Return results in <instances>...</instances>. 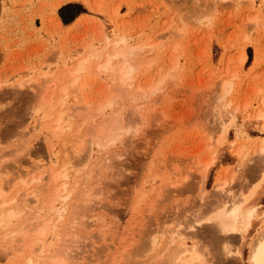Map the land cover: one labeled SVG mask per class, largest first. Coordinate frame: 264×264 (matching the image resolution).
I'll return each mask as SVG.
<instances>
[{"label": "rangeland", "instance_id": "374dc122", "mask_svg": "<svg viewBox=\"0 0 264 264\" xmlns=\"http://www.w3.org/2000/svg\"><path fill=\"white\" fill-rule=\"evenodd\" d=\"M69 2L86 12L65 24L59 9ZM119 39L136 51L124 91L113 71L96 68ZM112 92L115 102L99 114ZM62 109L69 129L57 127ZM259 112L264 0H0V201L19 197L13 209L0 205V264L27 263L26 248L35 250L31 264H50L40 253L65 264H168L169 236L195 246L204 264H251L264 233ZM110 114L123 131L106 143L92 132ZM83 138L89 143L76 152ZM64 162L72 194L60 217L63 199L51 209L47 198ZM253 190L246 205L258 215L246 232L225 233L209 220ZM42 221L39 237L31 228ZM22 224L27 233L10 238Z\"/></svg>", "mask_w": 264, "mask_h": 264}, {"label": "bare ground", "instance_id": "6f19581e", "mask_svg": "<svg viewBox=\"0 0 264 264\" xmlns=\"http://www.w3.org/2000/svg\"><path fill=\"white\" fill-rule=\"evenodd\" d=\"M61 23V21L59 20ZM120 43H123V46H120ZM106 58L102 61H98L96 68L103 71H108L111 70L115 73L116 79L119 82L120 88L124 91L126 88V84L129 82V80L133 79L134 77V71L136 69V64L137 62H134L133 56H135L136 51L134 50L133 47H130L127 45V41L125 39H119V40H114V46L113 48L106 53ZM116 59V60H115ZM86 60H82L76 68L72 71L73 74H78L80 71L83 70L84 65H85ZM78 80L75 79L74 83H77ZM226 83L223 85V87H226ZM157 86V85H156ZM154 86V87H156ZM152 86H150L151 89ZM61 93H60V100L64 102L62 99L63 96L68 94V91L66 89V86L61 87ZM118 89V88H117ZM120 90V89H119ZM146 90L147 89H143ZM115 100V94L114 92L110 93L102 102H100V105L98 107L99 114L102 113L103 109L106 107L112 106L113 102ZM71 107V106H70ZM69 109V108H67ZM66 109V110H67ZM237 110V107L235 108ZM59 115L56 119L57 122V127L59 129H69L71 126L66 125L68 118V110H58ZM70 114V113H69ZM264 112H259L257 114V117L261 118L263 117ZM69 116V115H68ZM72 116V115H71ZM74 116V115H73ZM71 118V117H70ZM119 119L118 117H114L111 114L109 117L99 121L97 125L95 126V130L92 132V136H102L104 135L106 138V143H111L114 140L118 139L120 137L121 132L123 131V128L119 126ZM65 124V125H64ZM78 130H76V133L74 134L73 140L77 137ZM89 143V140L87 138H83L81 141L75 140L73 143V146L75 147L76 152H81ZM98 144V143H97ZM242 149H237L235 152L237 155L241 154ZM259 153H262L264 155V139L262 140L260 146H259ZM214 158L212 161L206 164V169L210 166L211 162H213ZM67 165L68 163L63 164L62 168H64V172L59 170H54L53 171V179L55 181H60V183L56 184V186L52 187L49 190V197L47 199L51 200V203L49 204L51 209L55 208V203L58 201V199L62 198L64 203L61 205V207L56 210L58 213V216L62 217L67 211L69 207V200L72 194V189L69 187V183L64 179L65 177L68 176L66 170H67ZM51 171V170H50ZM1 172V171H0ZM2 173V172H1ZM1 178V177H0ZM76 182V181H75ZM227 183L226 179L219 180L218 183H216V189L222 190ZM77 184V183H76ZM6 185L2 182H0V196H6L5 195V188ZM39 189L40 186H35L32 192H29L33 197L31 199H38L39 198ZM257 189V188H256ZM255 189V190H256ZM255 190L251 194L244 195V200L242 201L241 204H233L231 206H220L216 211L213 212V214L209 217V220L213 222V225H217L220 227L221 230H223L225 233L229 234H236V233H244L246 232L252 225L253 220L257 217V207L256 206H248L246 205L250 200L253 198L254 194L256 193ZM66 192V194H63L62 192ZM87 196L83 197L82 201H86L87 204L88 202H91L93 199L91 198L92 194H86ZM18 195L12 196L11 199L8 200H1L0 205L9 204L11 202L13 204L10 205L9 208L13 209L15 203H17ZM45 200V199H44ZM48 200V202H49ZM29 200H27L28 202ZM81 201V200H80ZM34 202V201H33ZM30 204V203H28ZM7 206V205H6ZM25 206V205H24ZM7 207V208H8ZM17 208V207H16ZM42 208V206H41ZM1 209V207H0ZM6 210V208H3ZM10 209V210H11ZM9 211V210H6ZM1 211V210H0ZM13 210L11 212L9 211L6 212V215H12ZM15 213V212H14ZM0 216L2 217V212H0ZM264 214V213H263ZM262 215V214H261ZM10 217V216H9ZM264 217V216H263ZM33 218V217H31ZM8 219V218H5ZM29 224V223H28ZM28 224H22L20 227L13 229L12 231L10 229L5 230L6 232L10 230L9 236L10 238H16L19 234L24 233L26 234L28 229L26 226ZM20 225V224H19ZM32 230H34L37 234V236H44L47 230L46 224L42 221L39 222L38 224H35L33 226L32 224ZM5 232V233H6ZM9 233V232H8ZM7 237V236H6ZM243 238V237H242ZM17 241V240H15ZM14 241V242H15ZM27 246V245H26ZM41 246V245H40ZM25 247V245H24ZM15 249V247H13ZM26 248V247H25ZM13 249V252H16V250ZM27 249L28 252V261L27 263H22L21 264H31L34 262V256L33 253L35 250ZM34 249V248H33ZM18 250V249H17ZM24 250V248H23ZM164 252L165 253V259L168 261V264H204V260L202 256L200 255L199 251L197 252L195 249V246H189L186 244L182 239H178L175 236H169L166 240L165 246H164ZM22 252V251H19ZM57 252V250H56ZM10 253V252H9ZM163 253V251L161 252ZM26 256V257H27ZM40 256L45 257L50 264H65L63 257H59L61 255L58 254H49V253H40ZM63 256V255H62ZM158 256V255H157ZM156 256V257H157ZM250 263L251 264H264V233L260 234L257 239L255 240L251 253H250ZM67 259V258H65ZM160 260V258H159ZM157 260V261H159ZM162 260V259H161ZM160 260V261H161ZM162 262V261H161ZM165 263V262H164ZM166 264V263H165Z\"/></svg>", "mask_w": 264, "mask_h": 264}, {"label": "trees", "instance_id": "16d2710c", "mask_svg": "<svg viewBox=\"0 0 264 264\" xmlns=\"http://www.w3.org/2000/svg\"><path fill=\"white\" fill-rule=\"evenodd\" d=\"M86 12V8L81 3L69 2L59 9V15L65 24L73 22L81 13ZM248 64L252 61V49H248Z\"/></svg>", "mask_w": 264, "mask_h": 264}, {"label": "crops", "instance_id": "0c3cea01", "mask_svg": "<svg viewBox=\"0 0 264 264\" xmlns=\"http://www.w3.org/2000/svg\"><path fill=\"white\" fill-rule=\"evenodd\" d=\"M74 22H75V21H74ZM74 22H73V23H74Z\"/></svg>", "mask_w": 264, "mask_h": 264}]
</instances>
